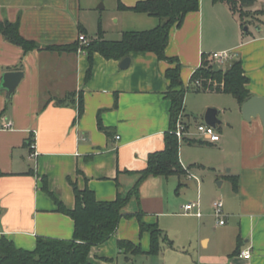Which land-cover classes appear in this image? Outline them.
<instances>
[{
	"label": "crops",
	"instance_id": "crops-1",
	"mask_svg": "<svg viewBox=\"0 0 264 264\" xmlns=\"http://www.w3.org/2000/svg\"><path fill=\"white\" fill-rule=\"evenodd\" d=\"M139 1L117 0L112 20L120 38L159 25L158 18L119 7L121 3L133 8ZM91 3L0 0V22L18 24L26 40L42 48L78 45L63 52H25L0 34V83L6 72L24 73L9 100L0 91V236L24 251H34L39 237H74V220L58 211L50 193L69 210L76 205L73 185L90 189L99 202L127 196L151 155L165 150L172 133L171 101L166 97L171 82L165 74L176 65L153 53H132L127 69L120 67L122 60L99 53L90 58L78 38H99V30L90 33L83 15ZM256 17L255 22L246 18L250 23L245 33L227 3L201 0L199 11L173 26L166 55L179 60L184 85L189 87L205 57L231 51L234 60L242 62L252 97H264V12ZM69 95H74L70 101L58 102ZM186 96L183 120L189 126L194 121L205 124L208 108L219 109L220 141L211 143L202 136L196 140L193 135L187 138L203 144L182 141L179 158L185 174L142 182L123 210L116 233L92 249L94 264H264L263 123L259 117L244 120L235 98L231 113L225 104L213 101L197 114L189 113ZM99 119L105 130L99 128ZM202 149L216 153L194 154ZM34 151L36 156L30 157ZM226 180L230 187L223 190ZM218 199L224 202V225H219L212 207ZM193 202L200 203L201 218L185 214L183 207ZM141 224L162 231L157 255L150 254L151 234L143 233ZM122 240L142 253L119 248ZM247 250L250 259L240 256Z\"/></svg>",
	"mask_w": 264,
	"mask_h": 264
},
{
	"label": "trees",
	"instance_id": "trees-1",
	"mask_svg": "<svg viewBox=\"0 0 264 264\" xmlns=\"http://www.w3.org/2000/svg\"><path fill=\"white\" fill-rule=\"evenodd\" d=\"M201 0H140L133 8H127L119 3L121 9L131 10L135 13L145 14L158 18L159 25L147 31H129L123 33L121 40L107 41L103 39V29L99 23V38L93 39L89 46H82L90 58L94 53H99L106 59L123 60L132 53H153L159 60H165L175 64L166 72L171 84L166 97L171 101V130L176 128V123L184 110L186 92L189 89L181 79V64L177 58H169L166 48L169 44V34L175 25L180 26L185 16L200 9ZM214 4L227 3L235 14L239 15L241 25L245 27L251 22L257 21V17L263 12H255L252 15L244 10V6L252 0H211ZM239 7V8H238ZM239 9V11H238ZM0 34L10 43L21 47L25 52L34 50L67 51L75 47H46L42 48L34 41L23 38L19 25L9 21L0 22ZM200 80L202 90L198 92L225 93L235 98L241 106L252 97L248 89L249 79L245 74L242 62L233 60L227 68L212 65L207 57L202 66L195 72L192 82ZM74 95H69L59 103L70 101ZM81 109L82 99L80 100ZM99 128L105 130L99 119ZM183 142L196 145L203 144L187 137ZM181 142L173 133L167 135L166 148L160 153L151 155L147 168L141 173L140 179L134 190L127 196L118 195L112 202H99L95 193L88 188L84 190L74 186L76 205L73 210L67 207L59 198L50 193L55 201L58 211L69 215L75 222V232L72 240H58L39 237L36 249L32 252L17 249L13 242L4 236H0V262L3 264H94L90 260L92 249L106 243L117 231L123 217V210L128 205L131 196H137L140 185L149 177L169 178L173 175H183L186 170L182 167L179 158ZM141 231L151 234L150 254L157 255L160 252L159 241L164 237L162 231L156 226L149 227L141 224ZM121 249L132 254L142 253L130 241H119Z\"/></svg>",
	"mask_w": 264,
	"mask_h": 264
},
{
	"label": "rangeland",
	"instance_id": "rangeland-1",
	"mask_svg": "<svg viewBox=\"0 0 264 264\" xmlns=\"http://www.w3.org/2000/svg\"><path fill=\"white\" fill-rule=\"evenodd\" d=\"M240 3H242L241 0L239 1V4H238L239 7L241 5ZM116 4H117V0H92V3L90 5L91 9L83 13L84 18L87 23V27L92 30L90 31V33L94 35V33L96 34L98 32L100 22H102V29H103V22H104V25H105L104 27L106 28L107 33H105L103 36H106V39L108 40H117L115 38H118V40L121 39L119 35H117V32L119 29L116 26V22L115 20H112V17L116 12ZM244 10L247 11L248 13H251V15L253 14L254 11L264 12V0H252L251 3H249L248 5H245ZM252 29L253 28H251V30ZM225 67L226 66H223V68ZM194 88H195V84L194 82H192L190 84V88H189L190 91L188 92L186 96V102H185V107H187V111L189 113L197 114L198 110L200 109L201 106H203V104L212 102V101L221 102L223 105L225 104L227 112L229 113L232 112L231 111L232 109L230 108H232L231 106H233V104L236 103V100L231 95L212 93V92H203V91L196 92ZM194 122H192L190 126L188 123H186L188 130H190V135H193V138H195L196 140L202 139L201 135L197 131L199 122L198 123L196 122L194 123ZM216 132L220 133V131L218 130H216ZM209 152H212L213 154V153H216V150L214 149L194 150V154L198 157L200 155H202V157L208 156ZM217 169L219 171V168ZM214 179L215 178L213 177L212 181H214ZM222 181L223 179L219 180V182H222ZM226 181L227 182L223 190H226L228 187H230V182L228 180ZM216 186L219 187L217 183H216Z\"/></svg>",
	"mask_w": 264,
	"mask_h": 264
},
{
	"label": "built area",
	"instance_id": "built-area-1",
	"mask_svg": "<svg viewBox=\"0 0 264 264\" xmlns=\"http://www.w3.org/2000/svg\"><path fill=\"white\" fill-rule=\"evenodd\" d=\"M78 40L81 46H89L91 42V40L88 39L84 34L79 35ZM207 60L212 65H216L217 67L223 68V66L230 64L234 60V55L231 53V51H221V52L212 53L208 55ZM193 82L195 84L194 90H202V83L200 80H195ZM188 88H190V85ZM197 131L202 137L206 138L211 143H217L221 139V136L218 132H216V129L206 124L198 125ZM172 133L176 135V137L179 139L180 142H182L186 137L190 136L188 127L183 120V114L179 116L177 123H176V128L172 131ZM117 138L119 139V137ZM32 148L35 149V144H33ZM35 156H36V152L34 151L30 155V157H35ZM212 207H213L215 217L219 220V225H224L226 223V219H225L226 215L224 212V202L218 199L214 201ZM183 209H184L185 214H193L197 216L198 218L202 217L199 202H193V203L186 204L183 207ZM195 210H196V213H194ZM240 256L245 259H250L251 252L249 250L243 251ZM0 264H3V263L0 262Z\"/></svg>",
	"mask_w": 264,
	"mask_h": 264
},
{
	"label": "water",
	"instance_id": "water-1",
	"mask_svg": "<svg viewBox=\"0 0 264 264\" xmlns=\"http://www.w3.org/2000/svg\"><path fill=\"white\" fill-rule=\"evenodd\" d=\"M245 33H249V25L244 27ZM131 64V58L126 57L121 61L120 67L127 69ZM24 77L22 71L6 72L1 78L0 91L5 92L9 100L14 94L18 84ZM220 111L215 107H210L206 110L204 115V122L206 125L218 128L222 122L219 120L218 115ZM243 119L250 122L253 118L259 117L264 126V97L253 96L248 99L242 106Z\"/></svg>",
	"mask_w": 264,
	"mask_h": 264
}]
</instances>
